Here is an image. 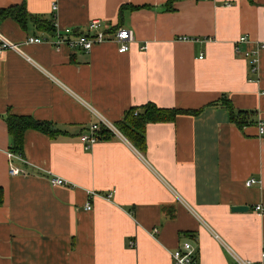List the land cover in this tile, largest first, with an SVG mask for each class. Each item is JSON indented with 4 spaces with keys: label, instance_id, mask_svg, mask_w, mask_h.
I'll use <instances>...</instances> for the list:
<instances>
[{
    "label": "crops",
    "instance_id": "0c3cea01",
    "mask_svg": "<svg viewBox=\"0 0 264 264\" xmlns=\"http://www.w3.org/2000/svg\"><path fill=\"white\" fill-rule=\"evenodd\" d=\"M168 1L0 0V10L25 3L60 31L100 21L134 36L125 54L113 38L90 53L57 50L53 33L0 22V33L21 50L0 54V264H173L171 252L184 242L200 264H233L226 246L261 260L264 216L252 209L264 202L257 128L264 119V0H177L166 11ZM124 5L146 8L121 17ZM247 51L257 53L256 73ZM224 96L236 110L256 112L254 124L240 130L229 110L210 106ZM149 103L205 109L149 124L142 152L120 131L84 148L81 136L92 124L103 119L118 129L128 109ZM8 114L60 131L53 138L26 132L25 163L13 161L27 172L19 176L9 171ZM251 178L260 183L248 188ZM240 206L249 210L232 211Z\"/></svg>",
    "mask_w": 264,
    "mask_h": 264
},
{
    "label": "trees",
    "instance_id": "16d2710c",
    "mask_svg": "<svg viewBox=\"0 0 264 264\" xmlns=\"http://www.w3.org/2000/svg\"><path fill=\"white\" fill-rule=\"evenodd\" d=\"M177 0H170L166 4V11H172V4ZM146 8V6L136 7L133 5H124L120 9V16L123 17L125 11H137ZM12 19L17 22L23 29L28 28V24L33 26L38 31L47 33H53L55 35V28L52 23L43 20L40 17L32 16L28 13L25 3L22 5L13 6L7 9L0 10V22ZM121 28L113 27V31ZM210 106H220L226 108L230 112V121L240 130L244 127L254 124L255 116L254 111H240L236 110L231 101L227 97H222L219 101L210 104ZM205 108L200 110H182V109H163L159 108L153 103L146 104L141 107H132L128 109L123 121L119 123L118 129L124 137H126L140 152L146 148V127L149 124L157 123H172L180 115L198 116ZM7 124L8 133L12 140L10 151L22 155L24 157V137L27 131L41 132L51 138L59 134L55 126L52 123L40 122L33 119L30 116H16L7 115L5 118ZM100 139H109L112 135L111 132L102 130L100 133ZM3 203V190L0 188V206Z\"/></svg>",
    "mask_w": 264,
    "mask_h": 264
},
{
    "label": "built area",
    "instance_id": "2783aa9c",
    "mask_svg": "<svg viewBox=\"0 0 264 264\" xmlns=\"http://www.w3.org/2000/svg\"><path fill=\"white\" fill-rule=\"evenodd\" d=\"M54 27L56 28L55 31V40L52 42L53 46L57 50H61L63 47H68L70 49L83 51L86 53H90L92 49L102 43L111 41L113 38L114 41L118 45V51L120 54H125L130 51V47L134 41V36L132 31L124 28H118L113 31V27L110 25H104L100 21H93L91 22L84 30H74V29H63L60 31L58 25L55 24ZM184 40H187L184 38ZM45 40L39 38H31L28 40L30 44H41L44 43ZM248 42V37L243 36L241 37L236 43V53L240 54L241 51L239 49V45L246 44ZM264 47H262L263 49ZM146 47L141 48V50H145ZM13 50L20 52L19 45L11 43L8 39H6L0 33V54L4 51ZM244 56L247 59H250V66L251 72L256 73L258 71V56L257 53L252 52H245ZM258 134L259 136H264V119L261 120L258 125ZM102 130H106L111 132L112 134L122 137L119 130L111 123L106 120L101 119L99 123L92 124L89 130L81 136V142L84 145L86 150H90L96 143H98L100 139L99 133ZM8 157L11 161L10 164V175L12 176H19L24 173H27L25 170L19 169L14 166V160H20L25 163V160L22 155L15 154L11 151L8 152ZM52 185L54 186H66L67 183L60 178H52L51 180ZM260 182L254 178L249 179L246 182V186L248 188L253 187ZM86 209L88 211L92 210V206L90 203L86 205ZM253 212L264 216V202L257 204L253 207ZM159 234L158 229L152 230V235L156 236ZM216 238H219L216 236ZM131 247H134V242H130ZM226 250L230 257L233 260V264H264V253L261 256V260L257 262H252L241 258L239 255L236 254L232 249L226 246ZM171 258L173 264H200L198 255L196 252L195 247L190 242H184L180 245L177 249L171 252Z\"/></svg>",
    "mask_w": 264,
    "mask_h": 264
},
{
    "label": "water",
    "instance_id": "95a60500",
    "mask_svg": "<svg viewBox=\"0 0 264 264\" xmlns=\"http://www.w3.org/2000/svg\"><path fill=\"white\" fill-rule=\"evenodd\" d=\"M248 210H249V208H248V207H245V206L234 207V208L232 209L233 212H240V213H242V212H246V211H248Z\"/></svg>",
    "mask_w": 264,
    "mask_h": 264
}]
</instances>
